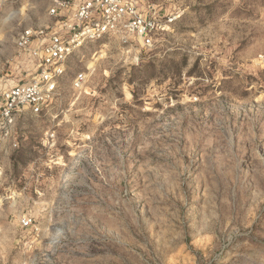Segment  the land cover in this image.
Listing matches in <instances>:
<instances>
[{
    "label": "rangeland",
    "instance_id": "374dc122",
    "mask_svg": "<svg viewBox=\"0 0 264 264\" xmlns=\"http://www.w3.org/2000/svg\"><path fill=\"white\" fill-rule=\"evenodd\" d=\"M57 1L0 0L3 88ZM144 1L172 20L152 48L85 44L0 134V264H264V0Z\"/></svg>",
    "mask_w": 264,
    "mask_h": 264
},
{
    "label": "built area",
    "instance_id": "2783aa9c",
    "mask_svg": "<svg viewBox=\"0 0 264 264\" xmlns=\"http://www.w3.org/2000/svg\"><path fill=\"white\" fill-rule=\"evenodd\" d=\"M58 25L27 30L20 45L36 60L35 72L25 82L5 89L0 85V134L11 137L22 119L49 113L59 89L70 72L77 50L89 42L118 38L143 49L154 46V38L166 31L172 20L163 18L156 6L144 0H59L51 11ZM85 71L76 73L72 85L81 89Z\"/></svg>",
    "mask_w": 264,
    "mask_h": 264
}]
</instances>
